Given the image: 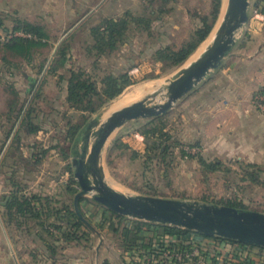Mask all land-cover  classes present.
<instances>
[{"label": "rangeland", "instance_id": "rangeland-1", "mask_svg": "<svg viewBox=\"0 0 264 264\" xmlns=\"http://www.w3.org/2000/svg\"><path fill=\"white\" fill-rule=\"evenodd\" d=\"M212 2L213 0H174L170 2L131 0L129 12L137 16H145L146 19L142 24H137V22L131 24L127 43L112 55L96 58L88 55L89 51L86 50L90 41L85 39V35L78 33L72 38L73 48L69 67L77 69L82 67L100 77L111 72L115 74L128 72L135 83L124 92L155 81L159 83V87L157 86V89L155 88L154 91L147 93L139 100L155 97L157 104L165 102V87L168 80L181 68L192 64L193 61H188L182 67L165 72L162 69L163 64L154 61V53L160 47L171 46L179 49L189 41L192 33L201 26L202 17L210 13ZM151 11H155V14L152 15ZM58 42V40H52V47L36 51L34 61L30 65L20 58L9 55L8 58L13 63L21 64L22 69L20 71L8 69L3 60V57L7 55L0 50V137L4 133L2 124H6L5 129L9 126L6 123L8 103L10 100L16 99L11 94V87H14L22 96L23 104L21 103L20 107L25 108L23 115L40 90L42 99L37 101V105L42 111L40 116L50 118L53 123L55 121L59 123L58 129L51 123L45 125L43 132L26 141L27 145L34 143L38 146L33 150L25 148L27 152L26 161H21L17 168L1 170L0 196L10 191L9 179L15 175L20 182L28 186L27 192L49 196L53 198V201L69 198L67 195L64 197V194L65 186L72 177L67 171V166L72 165V158L64 160L60 150L54 149L42 159L40 164L36 162L44 148L53 146L58 139L64 138L63 134L61 136V132L65 128L66 121L62 118L63 114H58L56 110L61 112L69 110L66 107L65 99L62 97L65 88L57 86L59 79L49 74L57 50L55 45ZM96 61L97 65L92 67ZM43 65L44 68L41 71ZM113 102L99 113H103V122H106L113 113L106 114ZM181 102L179 101L163 117V121L167 123L164 132L171 136L168 144L171 145L170 152L172 155L164 157L159 153L158 157L147 161L145 153L148 142L146 139L143 143L140 141L133 143L134 148H138L136 150L127 143L125 144L129 146L128 149L112 150L116 140H124L125 138L127 140L129 134L138 132L136 129L144 121L130 122L109 138L102 156V165L108 183L115 189L127 194L149 193L156 194L158 197L207 205H216L221 200L238 199L247 207V210L264 213L263 169L257 167L250 169L257 176V180L253 181L244 174V166L236 162L222 161L223 167L220 171L203 168L196 158L198 155L206 156V160L212 164L219 161L216 158L212 159L205 154L203 155V149L202 153H198L196 156L185 157L184 148L195 146V144L185 138V134H189L191 128L189 124V127L187 128L186 125L185 130H183L181 122L183 120L189 121L190 108L189 106L183 107L184 103ZM99 114L93 115L91 120L98 117ZM76 118L79 119L78 116ZM135 152L138 153L137 157H135ZM19 165L21 166L20 169ZM91 197L92 195L86 197L88 200L80 204V208L82 213L86 215H84L85 218L100 232L103 238L99 253H97V248L101 239L92 233L91 237L83 238L78 245L68 243L62 245L56 242L59 247H57L58 250L54 255L56 261L54 264H104L105 260L110 264H133L132 253L129 252L131 250H126L124 248L125 242L121 236L112 232L113 230L111 231L115 221L113 223L109 216H104V207L92 203ZM69 203L72 204L70 198ZM11 236V240L17 241L19 245V231L11 233ZM33 236L27 229H24L23 235H21L24 248L26 249L27 245V250L35 258L41 256L40 264H51L53 261L47 262L42 259L44 258L42 252L38 254L36 249H30ZM146 236L151 235L147 234ZM46 239L50 244H54L52 238L46 237ZM53 251L54 248L51 247L50 255ZM13 255L16 257L15 252Z\"/></svg>", "mask_w": 264, "mask_h": 264}, {"label": "trees", "instance_id": "trees-1", "mask_svg": "<svg viewBox=\"0 0 264 264\" xmlns=\"http://www.w3.org/2000/svg\"><path fill=\"white\" fill-rule=\"evenodd\" d=\"M162 1L170 2L174 0ZM259 5L261 7L260 10L264 13V0H259ZM222 6L223 0H213L210 13L202 17L201 26L192 33L189 41L182 47L179 49L171 46L160 47L155 51L153 59L155 62L163 64V71L167 72L182 67L195 54L214 30L220 18ZM151 14L154 15L155 11H151ZM144 19H146L145 16H137L132 12H127L120 18L107 20L93 28L94 44L90 47V56L100 58L112 55V53L118 51L129 39L128 33L131 24L133 22L142 24ZM148 22L150 21L148 20ZM0 29H6L2 20H0ZM6 30V35L4 37L0 36V50L4 51L7 55L3 57V60L9 70L20 71L22 69L21 64H15L8 58L9 55H12L14 58H20L30 65L34 61L36 51L52 47V38L47 33L45 27L41 25L16 21V24L9 32L8 29ZM17 32L29 34L32 37H8ZM72 38L74 36L63 41L57 48L49 70L50 75L59 79L57 82L59 87H61V83H67L65 104L69 110L63 112L56 110L58 114H63L62 118L66 121L65 130L63 129L61 132V136L63 134L64 138L62 140L58 139L55 145L44 148L43 152L40 153V157L36 160L38 164L54 149L60 150L61 157L64 160L71 159L75 149L80 144L79 139L83 135L92 116L99 114L111 102L118 99L129 86L135 83L128 72H121L119 74L111 72L100 77L82 67L78 69L69 67L72 55ZM96 65L97 61L93 63L92 67ZM43 68L44 65L41 66V71ZM11 90V94L16 99L10 100L8 103L6 119V123L9 124L8 128L5 129L6 124H2L4 133L3 137L0 138V156L7 142L11 139L12 151L10 153L18 161L12 167L13 169L19 164V153L21 154L22 152L21 136L19 133L23 131L28 135H35L40 131H44V126L50 123L58 129L59 123L57 121L53 123L50 118L47 119L40 116L42 111L40 110V106L37 105V101L42 99L40 90L36 93L34 100L24 115L22 113L25 111V108L20 107L22 103L20 92L14 89V87H11ZM260 92L264 94V90ZM76 116H78V120ZM163 117L138 120L144 121L136 131L142 134L148 142L145 153L147 161L158 157L159 153L164 157L172 155V152H170L171 145L168 144L171 136L164 132L167 123L163 121ZM17 125L19 129L14 134ZM37 147L35 145L33 148ZM118 148L128 149L129 146L123 140L118 139L115 141L112 150L114 151ZM137 155L138 153L135 152V157ZM196 158L205 169L207 168L212 171L222 170V162L217 161L215 164H212L202 155H198ZM20 160L26 161L23 156L20 157ZM243 166L244 174L253 179V181H256L257 176L254 172L250 171V169L256 168V166L252 164H245ZM67 171L72 177L65 186L64 197L67 195L72 199V204L69 203V198L67 200L53 201V198L49 196L27 192L28 186L20 182L15 175L9 179L10 192L3 199L5 209L3 217L7 226L14 227L18 231L27 229L30 233L35 232L36 237L45 244L49 243V252L51 247L54 248L53 256L58 250L57 247H59L56 242L63 241L68 244L78 245L82 242L83 238L87 239L92 236L90 229L75 212L74 199L78 193V183L75 180L74 169L71 164L67 166ZM145 195L158 197L156 194L145 193ZM87 200V198L83 197L80 200V204ZM92 203L98 205L93 200ZM216 205H225L240 210H247V207L238 199L221 200ZM103 212L104 216H109L111 222L115 221V225L112 226L111 231L113 230L112 232L121 236V239L125 242L124 248L134 252L151 250L158 242L161 246L164 247L167 245L172 250L186 251L191 249L199 239L228 241L238 244L243 248L250 247L264 250V248L254 245L218 237H207L197 232L174 226L130 219L111 212L106 208H103ZM147 234L151 236L148 237L146 236ZM46 237L52 238L54 244H50ZM167 237L171 238L169 239Z\"/></svg>", "mask_w": 264, "mask_h": 264}, {"label": "crops", "instance_id": "crops-1", "mask_svg": "<svg viewBox=\"0 0 264 264\" xmlns=\"http://www.w3.org/2000/svg\"><path fill=\"white\" fill-rule=\"evenodd\" d=\"M130 1L0 0V20L8 32L16 21L45 27L52 40L59 41L55 48H58L62 41L75 37L78 33L85 35V39L93 45L92 29L107 20L124 16L129 12ZM251 3L249 21L244 25L242 38L237 42L231 55L219 69L213 71L192 93L181 100V103H184L183 107L190 108L189 121L183 120L181 124L183 130L190 124L191 132L186 133L185 138L202 148L203 155L216 158L220 162L252 164L264 170V114L257 110L253 103L257 92L264 90V13L260 10L259 0H251ZM6 29H0V36L6 35ZM90 45L86 48L89 52ZM60 86L65 88L62 97L66 99L67 83H61ZM18 129L17 125L14 134ZM41 132L43 131L39 133ZM19 135L22 151L19 153L20 164V157L27 159L25 148L34 149L35 144L27 145L26 141L35 135H28L23 131ZM2 137L3 134L0 138ZM123 141L128 144L126 138ZM11 142L10 139L0 156V172L12 168L18 162L10 153ZM16 166L14 168H17ZM9 192H5V195ZM5 195L0 196V264H40L41 256L35 258L27 250V245L26 249L24 248V242L21 240L24 230H19V245L17 241L11 240V233L17 229L8 227L4 221ZM32 234L34 236L30 249H36L38 254L42 252L44 256L42 259L47 262L53 261L51 264H54L56 262L54 256L48 251L49 243L45 244L36 237L35 232ZM60 243L66 244L63 241L58 244ZM210 243L211 248L217 249V254L213 256H220V260L225 263L237 260L236 264H264V250L260 248H243L238 244L219 240ZM101 246L99 244L97 253ZM12 251L15 252L17 259ZM238 254H241L239 260L236 258ZM104 264L110 263L105 260Z\"/></svg>", "mask_w": 264, "mask_h": 264}, {"label": "water", "instance_id": "water-1", "mask_svg": "<svg viewBox=\"0 0 264 264\" xmlns=\"http://www.w3.org/2000/svg\"><path fill=\"white\" fill-rule=\"evenodd\" d=\"M224 4L225 0L220 18L211 33L214 36L210 46L192 64L181 68L168 80L164 103L157 104L155 97L145 98L113 112L106 122H103V113L99 114L87 124L79 139L80 144L72 155L74 176L78 183L74 208L85 225L100 237V246L103 240L100 232L85 218L80 208V200L89 195L98 205L130 219L174 226L207 237L264 248V213L225 205L127 194L108 183L102 165L105 146L117 130L130 122L166 115L231 55L238 42V33L249 21L252 3L251 0H227L223 12Z\"/></svg>", "mask_w": 264, "mask_h": 264}, {"label": "built area", "instance_id": "built-area-1", "mask_svg": "<svg viewBox=\"0 0 264 264\" xmlns=\"http://www.w3.org/2000/svg\"><path fill=\"white\" fill-rule=\"evenodd\" d=\"M242 31L238 33V41L242 38ZM13 36L18 37H29L32 36L29 34H25L22 32H17L15 34H11L8 37L12 38ZM254 106L261 113L264 114V94L261 92H257L253 99ZM140 141L143 143L145 138L139 132H135L129 134L127 137L128 144L134 146L133 143ZM186 156L197 155L198 153H202V148L198 146H188L185 147ZM171 238V237H167ZM213 240H204L199 239L196 244L189 250L181 251V250H172L169 246H161L160 244H156L152 247L151 250L147 251H132L133 264H236L235 262H228L220 260V256H213V254H217V249L211 248L209 246ZM215 242V241H214ZM213 244V243H212ZM236 256V255H235ZM241 254H238L236 258L239 260Z\"/></svg>", "mask_w": 264, "mask_h": 264}, {"label": "bare ground", "instance_id": "bare-ground-1", "mask_svg": "<svg viewBox=\"0 0 264 264\" xmlns=\"http://www.w3.org/2000/svg\"><path fill=\"white\" fill-rule=\"evenodd\" d=\"M226 2H227V0H225L223 12H224L225 7H226ZM213 34L199 47V49L195 52V54H193V56L190 57V60L188 59L187 61H189V62L193 61L194 62L196 59H198L205 52V50L208 48V46H210V44L212 42V39L214 36ZM158 84L159 83H157V82H150L149 84H144V85H141L139 87L127 90L117 100H115L111 104V106L108 108V110H107L108 112H106V114L107 113L110 114V113L118 111V110H120V109H122L128 105H131L132 103L139 100L141 97H143L147 93L154 91L155 88L157 89ZM162 103H164V102H162Z\"/></svg>", "mask_w": 264, "mask_h": 264}]
</instances>
